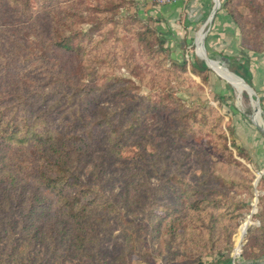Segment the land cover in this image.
<instances>
[{"label": "trees", "instance_id": "obj_1", "mask_svg": "<svg viewBox=\"0 0 264 264\" xmlns=\"http://www.w3.org/2000/svg\"><path fill=\"white\" fill-rule=\"evenodd\" d=\"M130 3L0 0V242L15 238L9 250L17 257L10 264H29L18 254L28 251V242L20 247L16 241L49 235L54 248L68 236L89 248L97 223L107 226L113 217L123 222L125 213L138 206H146L156 236L159 229L166 230L174 255L188 254L185 242L225 247L231 243L226 220L248 207L230 194L239 183L216 175L202 146L190 148L203 166V179L189 181L183 172L192 169L193 176L198 171L184 166V159L172 165L187 153L189 141L201 144L204 139L228 161L234 157L219 111L205 103L183 102L173 90L170 78L186 74L187 62L171 57L164 32L129 12ZM245 5L253 12L252 21L233 0L224 2L240 29L242 48L262 52L264 1ZM68 58L79 62L72 66ZM115 61H124L144 84L159 89L160 98L141 93L132 80L117 74ZM97 66L108 71L100 74ZM190 67L206 79L205 61L195 60ZM241 76L252 83L249 74ZM100 97L113 102L102 104ZM261 103L264 107V96ZM133 148V156L124 155ZM115 161L122 166L124 184L120 190L104 191L105 173ZM244 169L251 191L254 176ZM149 175L162 182L155 190ZM164 195L174 203L164 215L148 209L171 204L160 199ZM16 231L22 235L16 237ZM254 234L264 242V229ZM89 252L95 254L92 247Z\"/></svg>", "mask_w": 264, "mask_h": 264}, {"label": "rangeland", "instance_id": "obj_2", "mask_svg": "<svg viewBox=\"0 0 264 264\" xmlns=\"http://www.w3.org/2000/svg\"><path fill=\"white\" fill-rule=\"evenodd\" d=\"M238 1L243 2L241 10L246 16V19L252 21L253 12L245 5V2L247 3L249 0ZM259 1L264 0H257V2ZM151 2L155 3L153 0H151ZM223 2H225V0H221V4H223ZM33 5L35 4L33 3ZM128 8L129 12L138 15L142 20H149L153 26L157 27L155 19L145 15L146 10L142 8V0H131ZM6 19L8 20V17ZM83 27L85 29L90 28V26L85 23ZM200 36L201 33L199 38ZM199 38L193 43L185 41L183 45L179 46V49L172 50L168 45L170 38L167 37L166 46H168L170 50L171 57L180 61L185 60L188 67V72L186 74H183L178 80L170 78V83L173 85V90L176 95L179 96L183 102L192 103L197 101L205 103L216 108L224 117L222 127L227 136L234 160L232 162L228 161L226 156L214 148L211 143L207 144L205 142L206 139H204L201 144L195 141H189L184 147V151L187 153H185V155L183 153L174 158L173 161H175V163H172V165H176L178 160L182 161L184 159V166L190 164L191 167H194L196 172L198 171L193 176L191 174L192 169L189 170V172H183L184 175L188 177L189 181L195 183L203 179L205 177L202 172L203 166L199 162L196 151L194 152L190 148L191 145L195 146L197 144V146H202L204 149V151H202L203 156L208 163L211 162L212 169L216 175H220L227 181L239 183L231 187L230 194H233L236 199L247 201L248 207L243 208L232 216L229 215L226 220L230 226L231 243L225 247L218 246L217 244L212 247L211 244L207 243H197L194 245L193 243L185 242L183 246L187 247L188 254L183 257L174 255L172 250L174 243L170 242L167 236H164L166 230L162 231L159 229V234L156 236L157 233H153L151 230L153 222L151 219L148 220L147 218L146 206H138L136 208H131L130 212L125 213L126 220L124 219L123 222L113 217L110 219V224L107 226H102L97 223L98 228L92 231L94 235L89 237L91 240L90 244H92L89 248L78 245L68 236L56 242L57 245L54 248H52L54 242H51V239L48 238L49 235L42 240L26 239L16 241L21 242L20 247H22L23 243L28 242L26 246L28 251L23 253L18 251L19 255L25 256L27 263L90 264L95 262V264H184L187 258L190 264H223L225 263V259L229 258L230 261L227 262V264H264V242L259 240L258 234L251 235L259 229H264V107L261 103L262 95L258 94L256 88L251 83L249 84L253 87L255 92L254 95H252L250 89L245 87L242 91H239L230 78L222 74L219 70V72H217L213 67H208L207 72H205L206 79L193 73L190 67L191 62L195 60L205 61L203 57H205L206 54L212 58V62L215 63L217 67L225 68L231 73L240 76L245 73L243 68L237 67L238 58L243 59L241 61H245L244 59H246L243 52L241 55L232 53L229 56L214 54V50L212 51L207 46L208 41L206 35L204 39L206 47L205 54L204 49L200 46ZM260 39L264 42V32L260 35ZM134 45L137 46L136 43H134ZM235 58L237 60H235ZM72 62V66L77 65L79 59L72 61L71 58H68V63ZM113 64L116 73L122 75L125 79L132 80L140 87L141 93L150 95L154 100L160 98L161 91L159 89H152L147 84H144L140 78L129 70L128 66L124 64V61H115ZM97 69L100 74L108 71L104 66H97ZM101 79L100 84L104 82V78ZM88 80L89 77H85V81L87 82ZM100 99L103 101L102 104L113 102L107 97H100ZM257 99H260L261 109L257 105ZM258 109L260 110L259 112ZM241 119L248 126L247 130H243L244 137H241L238 133ZM149 124L152 125V123ZM237 147L239 148L237 149ZM135 151L136 148H133L126 151L124 155L133 156ZM117 162L119 161H115L108 166L104 178L106 179L104 183L106 188L104 191H117L119 188L121 189L124 184V178L121 172L122 166L117 164ZM245 167L252 172L254 176L252 179L253 188L251 191L246 187V185H248L249 176L245 172ZM114 171L115 173L113 174ZM147 177L152 190H155L162 183L161 180L154 175H149ZM98 185L100 190H102L99 182ZM144 196L146 197V195ZM160 199H166L170 201L171 204L162 202L158 205L150 206L148 209L154 210L156 214L159 213L164 215L165 209L173 207L174 203L172 201V196L169 195L161 196ZM211 207V205L205 206V208ZM224 211L228 213L231 209L228 207ZM247 219L250 221V224L242 244L238 246L237 244L240 242L239 230L243 222ZM44 229L46 231L50 230L46 228V226H44ZM69 230L73 233V228L70 229L69 227ZM181 231L182 229L178 230V232ZM16 233V237L22 235L19 231H16ZM203 239L205 240V238ZM14 240L15 238L1 239L0 256L2 258L0 259H5L7 261L1 264H10L12 262V257H17V254L9 250L11 247L9 243L13 244ZM91 247L95 251V254L89 252Z\"/></svg>", "mask_w": 264, "mask_h": 264}, {"label": "crops", "instance_id": "obj_3", "mask_svg": "<svg viewBox=\"0 0 264 264\" xmlns=\"http://www.w3.org/2000/svg\"><path fill=\"white\" fill-rule=\"evenodd\" d=\"M234 3L241 8L243 2L234 0ZM214 5L215 0H176L165 5L155 4L151 0H142V8L146 10L145 15L154 18L157 28L170 38L168 45L172 50L179 49L185 41L195 42L200 33L207 32V46L214 50V54L229 56L232 53L241 55L243 52L247 60L241 61L243 59L238 57V60L236 58L235 60L239 62H237L238 65L244 64L245 74H249L251 84L254 85L258 94L263 96L264 51L256 53L242 48L240 29L224 8V2L209 21ZM240 121L238 133L244 137L243 130H247L248 126L242 119Z\"/></svg>", "mask_w": 264, "mask_h": 264}, {"label": "bare ground", "instance_id": "obj_4", "mask_svg": "<svg viewBox=\"0 0 264 264\" xmlns=\"http://www.w3.org/2000/svg\"><path fill=\"white\" fill-rule=\"evenodd\" d=\"M202 36H203V33H201V36L199 38V42H200V46L203 48V46H202ZM204 53L206 54L205 50H204ZM211 66L217 72L220 71L222 74H224L225 76L230 78L233 81V83L235 84V86L239 89V91H242V89H244V84L233 73H231L230 71L226 70L225 68L217 67L215 65V63H213V62H211ZM249 224H250V221L247 219L241 225L240 230H239L240 231V238H239L240 242H238V244H237L238 246L242 244V241H243L244 236H245V234L247 232V228H248Z\"/></svg>", "mask_w": 264, "mask_h": 264}, {"label": "water", "instance_id": "obj_5", "mask_svg": "<svg viewBox=\"0 0 264 264\" xmlns=\"http://www.w3.org/2000/svg\"><path fill=\"white\" fill-rule=\"evenodd\" d=\"M220 5H221V0H215V5H214V7H213V10H212V14H211V16H210V19H209V21H211L212 20V18H213V16H214V14L216 13V11L218 10V8L220 7ZM206 34H207V32H203V39H202V46H203V49L205 50V52H206V48H205V44H204V39H205V37H206ZM204 58V60L206 61V63H207V66L208 67H212L211 66V62L213 61L212 60V58H210L207 54H206V56L205 57H203ZM237 76V75H236ZM238 77V76H237ZM239 79H240V81L244 84V87L245 88H248V89H250V92L252 93V95H254V90H253V87L244 79V78H242V77H238ZM257 105L259 106V108L261 109V106H260V99H257ZM260 110L258 109V112H259Z\"/></svg>", "mask_w": 264, "mask_h": 264}, {"label": "built area", "instance_id": "obj_6", "mask_svg": "<svg viewBox=\"0 0 264 264\" xmlns=\"http://www.w3.org/2000/svg\"><path fill=\"white\" fill-rule=\"evenodd\" d=\"M153 1H155V3L158 5H165V4L173 3L176 0H153Z\"/></svg>", "mask_w": 264, "mask_h": 264}]
</instances>
